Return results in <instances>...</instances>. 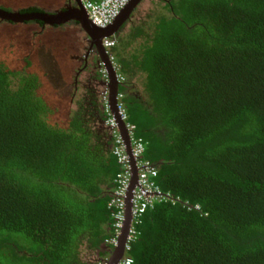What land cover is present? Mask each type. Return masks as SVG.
<instances>
[{"label": "trees", "instance_id": "obj_1", "mask_svg": "<svg viewBox=\"0 0 264 264\" xmlns=\"http://www.w3.org/2000/svg\"><path fill=\"white\" fill-rule=\"evenodd\" d=\"M154 4L158 10L120 27L111 55L127 121L145 142L142 159L168 196L139 218L123 257L264 264V0ZM30 23L47 28L22 24ZM3 52L0 264H102L119 167L99 76L89 75L90 85L76 79L55 122L58 107L44 99L31 56L18 68Z\"/></svg>", "mask_w": 264, "mask_h": 264}, {"label": "built area", "instance_id": "obj_2", "mask_svg": "<svg viewBox=\"0 0 264 264\" xmlns=\"http://www.w3.org/2000/svg\"><path fill=\"white\" fill-rule=\"evenodd\" d=\"M80 2L90 22L96 27L105 28L113 22L129 0H80ZM113 44L114 42L109 38L103 40L107 51ZM109 60L116 72V80L120 84L123 82V78L119 74L112 56H109ZM100 71L107 80L106 70L101 68ZM100 95L102 108L106 115L104 124L112 139V155L119 167L114 179L115 189L112 199L108 203L114 223L113 235L107 242L113 248L118 246L121 229L126 219V208L129 204L131 222L124 245L125 254L137 234L135 226L138 224L139 218L148 207L152 206L153 202L162 201L168 195L163 194L156 185V168L149 161L142 159L145 142L135 136V126L127 121L128 116L120 101L121 94L118 93L116 96L115 113L110 104L108 88L105 87ZM134 175L135 181L131 183ZM123 256L116 264H131V258ZM102 264H106V262Z\"/></svg>", "mask_w": 264, "mask_h": 264}, {"label": "rangeland", "instance_id": "obj_3", "mask_svg": "<svg viewBox=\"0 0 264 264\" xmlns=\"http://www.w3.org/2000/svg\"><path fill=\"white\" fill-rule=\"evenodd\" d=\"M65 2L66 0H0V5L16 11L35 6L50 12L59 9ZM154 2L156 0H143L132 12L130 23H135L151 11H155L159 5ZM40 27L35 23L1 24L0 53L4 51V56L6 55L10 61L13 60L11 64L18 68L23 65L20 58L26 54L31 56L30 69L36 72L43 82L41 91L44 99L49 101L52 108L58 107V111H55L51 118L59 122L64 118V109L74 91V83L78 80L86 81L84 73L83 75L76 74L80 63L72 58L73 55L79 54L77 51L80 44L78 34L80 36L82 34L65 26L46 28L44 31L43 29L41 31ZM122 31L127 33L128 25Z\"/></svg>", "mask_w": 264, "mask_h": 264}, {"label": "water", "instance_id": "obj_4", "mask_svg": "<svg viewBox=\"0 0 264 264\" xmlns=\"http://www.w3.org/2000/svg\"><path fill=\"white\" fill-rule=\"evenodd\" d=\"M141 0H130L128 4L121 10L119 15L115 18V20L106 28L100 29L93 26L90 21L87 19V15L85 11L81 8V10H72L70 9L66 13L56 12V13H48V12H32V13H21L19 10H5L0 8V20L8 21L14 24H22L27 21L40 20L44 22V24L48 26L60 25L69 20L75 21L80 25V27L84 30L85 34L91 42V45L96 47L98 50V54L101 58L106 59L103 56V48H101V40L103 37L111 36L120 28V26L129 19V16L136 5ZM107 69L109 71V99L112 107V111L116 112V96L118 93V82L115 77L114 71L111 69L110 64L106 61ZM122 128V125H120ZM135 176L133 179L134 183ZM132 186V185H131ZM129 204L127 205V219L124 224V228L122 230L121 236L119 238L118 246L114 249L113 255L106 264H116L119 259L124 254V245L126 242V237L128 234V229L130 226V215H129Z\"/></svg>", "mask_w": 264, "mask_h": 264}, {"label": "flooded vegetation", "instance_id": "obj_5", "mask_svg": "<svg viewBox=\"0 0 264 264\" xmlns=\"http://www.w3.org/2000/svg\"><path fill=\"white\" fill-rule=\"evenodd\" d=\"M81 8L82 6L79 0H66V2L63 3V5L59 9L50 11L48 13H56V12L66 13L70 9L74 11L76 10L78 11L81 10ZM60 25L69 27L71 30H74L76 33H81L82 36H84L82 37L78 34V37L80 38L79 40L80 44L77 51L79 54L73 55L72 58H74L77 62L80 63V67L77 68L76 74L79 75L84 72V77H87L86 83L90 85L88 76L89 75H97V77L99 76L98 70L100 67V62L98 60L99 57L98 50L96 47L91 45L90 42L91 39L87 37L84 30L75 21L69 20L68 22H65ZM98 81L100 82L99 79Z\"/></svg>", "mask_w": 264, "mask_h": 264}, {"label": "clouds", "instance_id": "obj_6", "mask_svg": "<svg viewBox=\"0 0 264 264\" xmlns=\"http://www.w3.org/2000/svg\"><path fill=\"white\" fill-rule=\"evenodd\" d=\"M80 1V0H79ZM130 1V0H129ZM143 0H141L137 5H136V7L135 8H137V6H139L140 4H141V2H142ZM81 3V2H80ZM128 4V3H127ZM126 4V5H127ZM81 6H82V4H81ZM1 8V7H0ZM2 8H4V7H2ZM6 8V7H5ZM4 8V9H5ZM135 8L133 9V11L135 10ZM83 9V8H82ZM5 10H7V8L5 9ZM41 10V12H46V11H44V10H42V9H40ZM132 11V12H133ZM121 12V11H120ZM132 12H131V14H130V16H129V19L128 20H130L131 19V15H132ZM119 15V14H118ZM88 19V18H87ZM89 20V19H88ZM115 20V19H114ZM113 20V21H114ZM128 20H126L123 24H125ZM90 21V20H89ZM91 23V22H90ZM36 24V23H35ZM92 24V23H91ZM122 24V25H123ZM37 25H39V24H37ZM93 25V24H92ZM111 25V24H110ZM121 25V26H122ZM47 27H56V26H58V27H60V26H62V25H54V26H48V25H46ZM93 26H95V25H93ZM109 26V25H108ZM107 26V27H108ZM120 26V27H121ZM96 27V26H95ZM40 28H44V26H41ZM97 28H99V27H97ZM106 28V27H105ZM45 29V28H44ZM100 29H103V28H100ZM118 31H120V28L116 31V33L118 32ZM116 33H114L113 35H111V36H107V37H103L102 38V40H101V48H103V56L106 58V59H103V58H101L100 56V59H99V57H98V60H99V62H100V67H99V70H98V74H99V80H100V84H101V86H102V88L100 89V92H99V102H100V105H101V108H102V103H101V92H102V90L105 88V87H107L108 88V90H109V83H110V80H109V71H108V69H107V65H106V61L110 64V67H111V69L113 70V67H112V64L110 63V60H109V56H112L111 55V49L113 48V46L115 45V35H116ZM105 38H109V39H111L113 42H114V44H113V46L112 47H110L109 49H108V51H107V49L104 47V45H103V40L105 39ZM113 57V56H112ZM113 61H114V58H113ZM114 63H115V61H114ZM101 68H103V69H105L106 70V73H107V80H105V78L102 76V73H101ZM114 71V70H113ZM115 73V77H116V72H114ZM123 82H121L120 84H122ZM119 83H118V85H120ZM118 93H119V91H118ZM117 93V94H118ZM102 112H103V114H104V120H103V126L105 127V129L107 130V132H108V135H109V131H108V129H107V127L105 126V124H104V122H105V117H106V115H105V113H104V111H103V108H102ZM109 137H110V139H111V136L109 135ZM111 153H112V139H111ZM135 176V175H134ZM134 176H133V178H132V182H133V179H134ZM156 179V178H155ZM114 192V191H113ZM163 194H164V192H162ZM113 194V193H112ZM167 195V194H166ZM129 215H130V211H129ZM111 217H112V215H111ZM113 219V218H112ZM126 219H127V208H126ZM126 219H125V221H124V224H125V222H126ZM130 222H131V218H130ZM114 223V222H113ZM113 223H112V228H113ZM124 224H123V228H124ZM123 228L121 229V233H122V230H123ZM120 236H121V234H120ZM120 238V237H119ZM108 240H105L104 241V244H106L107 246H109L108 248H109V255H108V257L106 256L104 259H103V261L102 262H106L107 263V261L109 260V258H111V256L113 255V251H114V249L116 248V247H112L108 242H107ZM119 243V242H118ZM124 255V254H123ZM122 255V256H123Z\"/></svg>", "mask_w": 264, "mask_h": 264}, {"label": "crops", "instance_id": "obj_7", "mask_svg": "<svg viewBox=\"0 0 264 264\" xmlns=\"http://www.w3.org/2000/svg\"><path fill=\"white\" fill-rule=\"evenodd\" d=\"M60 27H62V26H60ZM66 27V26H65ZM47 28H59L58 26H56V27H47ZM42 29H43V31H44V28H41V31H42ZM87 78V77H86ZM87 80V79H86Z\"/></svg>", "mask_w": 264, "mask_h": 264}]
</instances>
